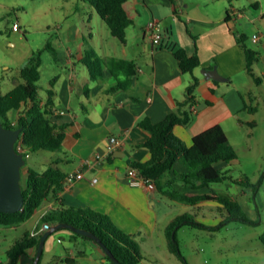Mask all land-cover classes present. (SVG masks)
<instances>
[{"label":"crops","instance_id":"obj_1","mask_svg":"<svg viewBox=\"0 0 264 264\" xmlns=\"http://www.w3.org/2000/svg\"><path fill=\"white\" fill-rule=\"evenodd\" d=\"M129 1L135 18L126 29L123 42L115 41L109 28L107 31L102 24L97 33L93 30L90 23L98 17H94L91 9L88 18L82 17L81 25L61 26L59 43L52 48L57 67L67 71L54 76L55 112L58 121L73 122L76 133H68L63 142L67 160L60 166L66 174L77 167L82 172L56 197L44 200L31 217L20 224L37 214L24 233L40 227L41 216L50 208L60 204L80 206L107 214L117 227L140 243L141 250L144 249L142 241L149 240L158 249L171 252L166 227L175 217L187 215L188 205L161 194L156 188L128 184L125 172L132 161L144 162L150 158L149 149L142 145L150 133L138 122L145 117L152 123L164 119L175 109L177 101L186 98V87L193 77H197L199 83L193 99L186 105L191 120L187 125L174 126L175 134L183 142L190 145L194 135L215 124L222 126L235 149L237 143L249 148L254 143L264 142V118L259 115L264 79L256 83L247 72L245 52L237 40L240 34H245L246 44L258 51L259 58L253 69L264 77V0ZM152 18L163 26L158 43L152 41L145 29ZM253 34H257L256 40ZM178 47L199 56L201 64L192 72L179 68L173 53ZM87 50H94L103 57L130 59L135 71L130 76V87L111 89L116 78L106 66L100 75L92 77L83 62ZM214 67L224 80L204 77L202 70ZM125 77L119 72L120 79ZM246 104L255 106V110L247 108ZM9 116L15 122L17 111L11 110ZM115 139H120L122 144L113 148ZM60 155L61 152L44 153L41 162L46 165L51 157L56 159ZM93 177L97 178L95 182H92ZM230 180L242 186L230 193L239 201L244 213L252 222L262 223L258 208L264 203L257 181L246 171ZM209 187H200L193 193L218 192ZM212 200L218 203L217 210H225L221 202ZM205 201L196 204L202 207ZM44 251L48 254L45 264H109L96 242L75 235L67 227L50 232L42 254ZM34 252L32 247L28 248L15 264H32ZM160 255L161 251L156 249L147 251L143 257L155 264H170V260ZM7 260L14 264L6 250L0 254V264Z\"/></svg>","mask_w":264,"mask_h":264},{"label":"trees","instance_id":"obj_2","mask_svg":"<svg viewBox=\"0 0 264 264\" xmlns=\"http://www.w3.org/2000/svg\"><path fill=\"white\" fill-rule=\"evenodd\" d=\"M84 1L95 9L114 37L119 41H125L126 29L134 22L135 18L129 0ZM237 40L245 52L247 72L253 76L256 83L261 82L264 77L259 76L253 69V64L259 58L258 51L246 44L245 34H240ZM45 46L53 51L49 43ZM173 53L183 72H192L201 64L196 52L189 54L183 47H178ZM83 62L92 77L100 75L103 67L109 68L116 78V84L111 89H128L130 87V76L135 72L134 64L130 59L103 57L94 50H87ZM40 64V50H38L36 56L29 58L21 66L17 83L4 93L1 90L0 78V119L6 127H22L21 138L30 153L50 150L61 152V155L56 159L51 157L43 170L27 167L25 182H21L22 209L15 212L0 211V225L3 226L16 227L20 225L31 217L44 200L56 197L64 187L66 172L60 163L67 160V155L62 150V145L67 134H75L76 129L73 122L57 120L58 114L55 112L53 89L54 78L49 81L46 94L42 96L39 93L37 81L40 78ZM119 72L126 76L125 79L119 78ZM198 83L199 79L193 77L186 87V98L177 101L175 109L161 121L152 123L145 117L138 122L139 126L147 129L150 133V136L142 144L149 149L150 158L144 162L132 161L129 166L135 167L140 174L151 178L155 183V188L171 199L188 203L215 199L223 204L228 217L252 223L245 215L239 201L230 192L190 193L200 187L209 186L213 182L231 179L230 169L219 170L215 163H230L238 157L236 149L220 124H215L194 135L190 145H187L175 134V125H187L191 120L192 115L186 105L193 99ZM246 107L251 110L256 108L255 106L249 107L247 104ZM11 110L17 111V119L14 123L9 116ZM45 222L51 225L66 222L91 230L111 250L121 264H137L144 258L140 243L117 227L105 213L86 207L60 204L56 208H50L41 216L40 223ZM183 224L197 227H205V225L182 214L171 220L166 227L169 250L177 254L185 264H188L179 251L176 238V230ZM73 233L96 242L93 238L81 233L75 231ZM40 236L41 234L30 235V232L26 231L16 239L7 249L11 263H15L20 254L30 247L35 251L34 259ZM260 239L264 243V231L260 234ZM41 256L42 253L38 264H40ZM105 257L109 264H115L106 253Z\"/></svg>","mask_w":264,"mask_h":264},{"label":"rangeland","instance_id":"obj_3","mask_svg":"<svg viewBox=\"0 0 264 264\" xmlns=\"http://www.w3.org/2000/svg\"><path fill=\"white\" fill-rule=\"evenodd\" d=\"M90 9L94 11V21L90 24L97 33L101 24L107 29L105 22L94 8L84 0H0V78L1 90L6 92L19 78V70L27 60L36 56L40 50V78L37 81L39 93L46 94L49 80L63 70L57 67L54 54L45 45L54 47L59 43L61 26L72 23L81 25L82 17L88 18ZM18 25L13 29V24ZM110 35V34H109ZM111 37V36H110ZM115 41L119 40L115 37ZM263 97V96H262ZM264 97L261 101L260 117L264 118ZM238 160L234 162H217L219 170L230 169L232 178H239L246 171L259 184V194L264 203V142L254 143L249 148L242 144L236 145ZM44 153L57 151L39 150L31 153L21 168V182L26 179L27 167L43 170L46 165L41 162ZM262 181V184L259 181ZM215 191L237 192L242 186L230 179L213 182L209 185ZM193 193V192H192ZM201 207L194 203L185 202L188 217L205 227L181 225L176 230L179 251L188 264H264V243L259 238L264 231V206L258 208V215L263 222L246 223L227 216L223 209L217 210V204L212 199H205ZM251 204V203H250ZM246 215V214H245ZM249 215V214H248ZM247 216V215H246ZM250 216V215H249ZM35 214L21 226L15 228L0 225V254L5 252L12 243L21 237L36 219ZM55 235V234H53ZM142 254L151 250L161 251V258L170 260V264H185L177 255L164 252L155 246L153 241L143 240ZM47 251L42 254L40 264H45ZM60 252H64L60 249ZM148 256V255H147ZM8 258V257H7ZM6 259V257H5ZM3 264H10L9 260ZM15 264V263H14ZM137 264H155L149 259L142 258Z\"/></svg>","mask_w":264,"mask_h":264},{"label":"water","instance_id":"obj_4","mask_svg":"<svg viewBox=\"0 0 264 264\" xmlns=\"http://www.w3.org/2000/svg\"><path fill=\"white\" fill-rule=\"evenodd\" d=\"M202 73L205 78L214 77L219 80L225 79V77L219 74L216 67L209 70L203 69ZM21 130V126L16 128L4 126L0 119V211L4 212H15L22 209L23 206L21 168L26 163V160L23 154L18 152L15 148V142L18 139ZM59 227H68L75 232L93 238L115 264H121L119 260L113 255L111 250L94 232L76 227L66 222L55 223L51 225V228L45 230L41 234L32 264H38L46 237L53 229Z\"/></svg>","mask_w":264,"mask_h":264},{"label":"built area","instance_id":"obj_5","mask_svg":"<svg viewBox=\"0 0 264 264\" xmlns=\"http://www.w3.org/2000/svg\"><path fill=\"white\" fill-rule=\"evenodd\" d=\"M12 27H13V29H17L18 25L16 23H14ZM145 29H146V31H148L150 33V36H151L153 42H155V43L160 42L162 35H163V26L158 19L152 18V19L148 20L146 25H145ZM257 37H258L257 34L252 35L253 40H256ZM60 112L64 113L65 110H61ZM121 144H122V142L120 139H115L112 142V147L114 148V147H117ZM15 148L18 152H21L23 154L24 158L30 157L31 153L27 150L25 144L23 143L22 138H21V133L15 142ZM96 156L98 158L99 155H96ZM85 162H88V161L86 160ZM81 172L82 171H81L80 167H77V168L69 171L65 176L64 186L71 185L74 182V180L79 176V174H81ZM125 178H126V181L128 182V184H130L132 186L145 185L151 189L155 188L154 181L151 178L140 174L138 172V170L133 166H128V168L125 172ZM96 180H97V178L93 177L92 182H95ZM50 227H51V224H49L48 222H45L38 228L34 227L30 231V235L41 234L43 231L49 229Z\"/></svg>","mask_w":264,"mask_h":264}]
</instances>
